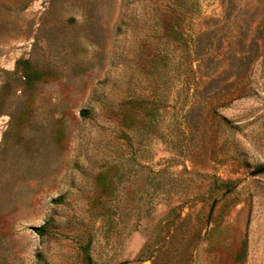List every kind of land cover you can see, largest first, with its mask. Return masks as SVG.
I'll list each match as a JSON object with an SVG mask.
<instances>
[{
    "label": "rangeland",
    "instance_id": "obj_1",
    "mask_svg": "<svg viewBox=\"0 0 264 264\" xmlns=\"http://www.w3.org/2000/svg\"><path fill=\"white\" fill-rule=\"evenodd\" d=\"M263 169L264 0H0V264H264Z\"/></svg>",
    "mask_w": 264,
    "mask_h": 264
},
{
    "label": "trees",
    "instance_id": "obj_2",
    "mask_svg": "<svg viewBox=\"0 0 264 264\" xmlns=\"http://www.w3.org/2000/svg\"><path fill=\"white\" fill-rule=\"evenodd\" d=\"M262 171H264V169H263ZM34 232H35L36 234H38V233H40L41 231H40L39 229H35Z\"/></svg>",
    "mask_w": 264,
    "mask_h": 264
}]
</instances>
